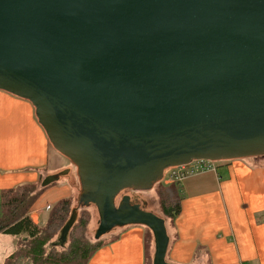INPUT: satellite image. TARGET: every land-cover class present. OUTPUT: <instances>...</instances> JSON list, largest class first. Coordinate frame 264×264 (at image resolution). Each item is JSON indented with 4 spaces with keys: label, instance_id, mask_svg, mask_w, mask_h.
I'll return each instance as SVG.
<instances>
[{
    "label": "water",
    "instance_id": "obj_1",
    "mask_svg": "<svg viewBox=\"0 0 264 264\" xmlns=\"http://www.w3.org/2000/svg\"><path fill=\"white\" fill-rule=\"evenodd\" d=\"M0 90L77 168L95 240L145 226L169 264L165 220L116 199L192 161L264 156V0H0Z\"/></svg>",
    "mask_w": 264,
    "mask_h": 264
},
{
    "label": "crops",
    "instance_id": "obj_2",
    "mask_svg": "<svg viewBox=\"0 0 264 264\" xmlns=\"http://www.w3.org/2000/svg\"><path fill=\"white\" fill-rule=\"evenodd\" d=\"M50 147L33 104L0 90V192L40 184L54 174ZM173 170H166L160 183H169ZM178 187L182 211L166 225L169 262L264 264V157L216 162L215 171L188 175ZM71 193L50 192L55 201ZM45 206L32 207L34 222L51 208L42 209ZM146 236L142 226H130L105 243L88 264H147ZM13 253L12 238L0 234V264Z\"/></svg>",
    "mask_w": 264,
    "mask_h": 264
},
{
    "label": "trees",
    "instance_id": "obj_3",
    "mask_svg": "<svg viewBox=\"0 0 264 264\" xmlns=\"http://www.w3.org/2000/svg\"><path fill=\"white\" fill-rule=\"evenodd\" d=\"M160 187L158 194L163 215L169 221L175 220L181 214L183 199L178 182L169 186L161 184ZM45 189L41 183H31L0 192V234L20 238L16 250L4 264H88L107 242L102 240L103 237L93 242L86 238L85 232L91 219L84 214L77 215L70 229L67 249L58 253L47 251L57 233L63 234L77 209L74 207V197H69L51 206L44 223H35L30 216L31 209ZM168 190L171 195H168ZM62 240L59 246L68 242L63 243Z\"/></svg>",
    "mask_w": 264,
    "mask_h": 264
},
{
    "label": "rangeland",
    "instance_id": "obj_4",
    "mask_svg": "<svg viewBox=\"0 0 264 264\" xmlns=\"http://www.w3.org/2000/svg\"><path fill=\"white\" fill-rule=\"evenodd\" d=\"M264 157V156H263ZM254 158H261V157H254ZM49 167V166H48ZM50 173L51 171H54V174L52 175H58L62 172L68 171L69 173L61 176L59 181L46 187L45 191L40 195V197L36 200L35 204L33 205V208L43 207V205L46 204V206L42 209L47 208L48 206H53L55 203H57L60 200H54V195L50 194L51 191L59 190L61 192H70L72 191L70 197H74V207L77 208L78 200L80 196V192H82L79 177L77 174V168L63 155H61L59 152H57L53 146L50 147ZM168 176V175H167ZM166 176V177H167ZM42 184V181H41ZM162 183L158 182L156 183L149 191L140 192L133 189L126 190L122 192L116 199V204L119 205L121 203L122 197H129L132 199L133 202H137L139 204L142 203V208L144 210L153 213L154 215L162 218L165 220V224L167 225L168 219L164 217L163 210L160 207V199H159V192L161 191V185ZM164 186H168V183H164ZM168 195H171L170 191L168 190ZM130 199V200H131ZM143 202H146V207L144 206ZM86 210V211H85ZM48 210H44L43 214L40 215V218L35 223H44L47 214L49 213ZM84 214L85 216H90V224L85 232V236L89 241H95V235L98 229V223L100 221L99 213L97 208L94 205H81L77 208V215ZM45 216V217H44ZM77 219V218H76ZM69 222V221H68ZM67 225V224H66ZM74 225V224H73ZM130 226H139V225H130ZM124 226V227H115L112 231L107 233L102 240L104 242H108L109 240H112L115 234L121 233L122 230H125L126 228L130 227ZM144 230L147 232L146 236V243H147V264H153L154 262V253H155V242H154V236L153 233L149 232L150 229H148L145 226H142ZM151 231V230H150ZM70 233V231H69ZM61 234L57 233L56 237L50 242V244L47 247L48 252H56L66 250L69 245V234L66 241H63L62 238H60ZM12 238V246L14 251L17 248L18 241L20 240L19 237L16 236H9ZM63 241V243H66L63 246H59V242ZM12 248V247H11ZM166 261L169 262L168 257L166 256ZM169 264H172L169 262Z\"/></svg>",
    "mask_w": 264,
    "mask_h": 264
},
{
    "label": "built area",
    "instance_id": "obj_5",
    "mask_svg": "<svg viewBox=\"0 0 264 264\" xmlns=\"http://www.w3.org/2000/svg\"><path fill=\"white\" fill-rule=\"evenodd\" d=\"M187 168H189V170L186 171L185 169ZM206 170L215 171L216 162L197 160V161H192L190 164L183 166V167H175L172 174L169 177L168 184H173L176 182L180 183L188 175H193L195 173L203 172Z\"/></svg>",
    "mask_w": 264,
    "mask_h": 264
},
{
    "label": "flooded vegetation",
    "instance_id": "obj_6",
    "mask_svg": "<svg viewBox=\"0 0 264 264\" xmlns=\"http://www.w3.org/2000/svg\"><path fill=\"white\" fill-rule=\"evenodd\" d=\"M124 197H125V196H123L122 198H124ZM130 199H131V198H130ZM131 204H132V205H136V204H137V205H140V207L142 206V203L139 204V203H137L136 201L133 202L132 199H131ZM143 204H144V206L146 207V202H143ZM141 208H142V207H141ZM142 209H144V208H142Z\"/></svg>",
    "mask_w": 264,
    "mask_h": 264
}]
</instances>
